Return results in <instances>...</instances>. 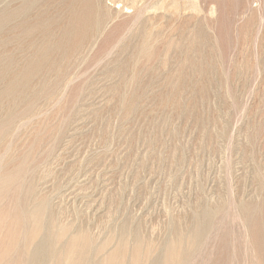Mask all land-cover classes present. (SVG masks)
I'll return each instance as SVG.
<instances>
[{
	"label": "rangeland",
	"instance_id": "374dc122",
	"mask_svg": "<svg viewBox=\"0 0 264 264\" xmlns=\"http://www.w3.org/2000/svg\"><path fill=\"white\" fill-rule=\"evenodd\" d=\"M84 1L0 0V264H264V0Z\"/></svg>",
	"mask_w": 264,
	"mask_h": 264
},
{
	"label": "bare ground",
	"instance_id": "6f19581e",
	"mask_svg": "<svg viewBox=\"0 0 264 264\" xmlns=\"http://www.w3.org/2000/svg\"><path fill=\"white\" fill-rule=\"evenodd\" d=\"M82 1H83V0H82ZM94 1H95V0H94ZM84 2H86V0H85ZM79 3H80V1H79ZM94 3H95V2H94ZM73 4H74V6H76L75 3H73ZM81 4H83V3L81 2ZM81 4H80V5H81ZM84 4H85V3H84ZM96 4H98V3H96ZM78 5H79V4H78ZM98 5H99V4H98ZM69 6L72 7V4H71V5L69 4L68 7H69ZM81 6H83V5H81ZM99 6H100V5H99ZM99 6H98V10H99ZM28 7H29V8H28ZM28 7H27V8H28V11H29V9L32 8V6H29V5H28ZM93 7H94V6H93ZM25 8H26V7H25ZM75 8H76L75 11H77V7H75ZM78 8H79V7H78ZM66 9H67V8H66ZM73 9H74V8H73ZM80 9H81V8H80ZM87 9H88V8H87ZM95 9H97V7H96ZM24 10L26 11V9H24ZM69 10H70L71 12H73L72 9L69 8ZM98 10H97V11H98ZM103 10H104V9H103ZM28 11H27V13H28ZM80 11H81V10H80ZM88 11H91V10H88ZM99 11H100V10H99ZM106 11H107V10H106ZM106 11L104 10V12H106ZM102 12H103V11H102ZM23 13H24V12H23ZM67 13H68V12H67ZM77 13H78V12H77ZM77 13H76V14H77ZM95 13H96V12H95ZM24 14H25V13H24ZM70 14H71V13H70ZM70 14H68V15H70ZM72 14H73V13H72ZM72 14H71V16L76 20V18L74 17L75 15H72ZM82 14H83V13H82ZM82 14L80 15V17L83 18V15H82ZM91 14H92V12H91ZM93 14H94V11H93ZM96 14H97V13H96ZM99 14H100V13H99ZM15 15H16V14H15ZM27 15H29V14H27ZM97 15H98V14H97ZM95 16H96V15H95ZM16 17H17V16H16ZM69 17H70V16H69ZM69 17H68V19L71 20V18H69ZM76 17H77V15H76ZM80 17H78V19H80ZM90 17H91V16H90ZM27 18H28V17H27ZM27 18H26V19H27ZM85 18H86V17H85ZM92 18H93V17H92ZM24 19H25V18H24ZM24 19H23V20H24ZM28 19H30V18H28ZM37 19L40 20L39 18H37ZM68 19H66L65 22H67ZM74 19H73V20H74ZM109 19H110V18H109ZM47 20H48V19H46V20H43V19H42L41 21L43 22V21H47ZM50 20H51V19H50ZM50 20H49V21H50ZM52 20H53V19H52ZM73 20H71L70 22L73 23V22H72ZM81 20H82V19H81ZM86 20H87V19H86ZM89 20H91V19H89ZM89 20H88V24L90 25ZM24 21H25V20H24ZM35 21H36V19H35ZM49 21H48V22H49ZM54 21H55V20H54ZM77 21H79V23L81 22L80 20H77ZM93 21H94V20H93ZM99 21H100V20H99ZM25 22H28V21L26 20ZM25 22H24L23 24H21V26H24ZM29 22H30V21H29ZM29 22H28V23H29ZM32 22H33V21H32ZM42 22H41V23H42ZM65 22H64V23H65ZM70 22H69V23H70ZM94 22H95V21H94ZM33 23H35V22H33ZM37 23H39V22L37 21L35 24H37ZM44 23H46V22H44ZM51 23H52V22H51ZM55 23H56V22H55ZM55 23H54V24H55ZM57 23H58V21H57ZM62 23H63V22H62ZM74 23H75V22H74ZM77 23H78V22H77ZM91 23H92V21H91ZM106 23H108V22H106ZM35 24H31V23H30V25H32V31H33V32L35 31V30H34L35 28L33 29V25H35ZM48 24H49V23H47V25H48ZM58 24H59V23H58ZM88 24H87V25H88ZM95 24H97L98 27H100V26H99L100 23H97V22H96ZM95 24H94V25H95ZM19 25H20V24H19ZM25 25H26V24H25ZM27 25H29V24H27ZM42 25H43V24H42ZM47 25H46V26H47ZM61 25H63V24H61ZM66 25H67V24H66ZM80 25L82 26L81 23H80ZM85 25H86V23H85ZM87 25H86V26H87ZM97 25H96V26H97ZM105 25H106V24H105ZM4 26H6V25H4ZM8 26H9V25H8ZM21 26H17V25H16L17 28L19 27V29L22 30L23 28L21 29V28H20ZM39 26H40V25H38L37 30H38ZM46 26H44V27H46ZM67 26H68V25H67ZM74 26H76V25H74ZM74 26H73V27H74ZM77 26H78V25H77ZM77 26H76V27H77ZM16 27H15V28H16ZM30 27H31V26H29V28H28V26H26V28H28V30L30 29ZM49 27H50V26H49ZM52 27H53V26H52ZM56 27H57V26H56ZM61 27H62V26H61ZM64 27H65V26H64ZM103 27H104V26H103ZM105 27H106V26H105ZM105 27H104V29H105ZM6 28H7V27H6ZM6 28H5V29H6ZM46 28H47V27H46ZM54 28H55V27H54ZM74 28H75V27H74ZM77 28H78V27H77ZM82 28H83V27H81L80 30H82ZM39 29H41V26H40ZM42 29H44V28H42ZM61 29H62V28H61ZM83 29H84V28H83ZM90 29H91V27H90L89 29H87V31H88V30L90 31ZM104 29H103V30H104ZM9 30H10V27H9ZM9 30H8V31H9ZM26 30H27V29H26ZM37 30H36V31H37ZM85 30H86V29H85ZM97 30H98V28H97ZM99 30H100V29H99ZM36 31H35V32H36ZM38 31H39V30H38ZM38 31H37V32H38ZM48 31H50V30H48ZM82 31H84V30H82ZM89 31H88V32H89ZM95 31H96V30H94L93 34L95 33ZM3 32H4V30H3ZM3 32H2V33H3ZM5 32H6V31H5ZM5 32H4V34H5ZM22 32H23V33L26 32V31H25V28H24L23 31H20V33H22ZM30 32H31V31H30ZM33 32H32V34L35 35V32H34V33H33ZM40 32H42V30H40V31L38 32V34H39ZM65 32H66V31H65ZM88 32H87V33H88ZM96 32H97V31H96ZM98 32H99V31H98ZM2 33H1V34H2ZM8 33H9V32H8ZM8 33H6V34L8 35ZM14 33H15V32H14ZM16 33L18 34V30L16 31ZM16 33H15V35H16ZM69 33H70V31H69ZM10 34H11V32H10ZM10 34H9V35H10ZM25 34H26V33H25ZM25 34H22V36H23V35L25 36ZM29 34H30V33H29ZM29 34H27V35L29 36ZM48 34H49V33H48ZM76 34H77V33H76ZM81 34H82V33H81ZM85 34H86V32H85ZM40 35H41V34H40ZM51 35H52V34H51ZM51 35L49 34V37H50ZM57 35H58V34H57ZM82 35H83V34H82ZM90 35H91V34H89V36H90ZM10 36L13 37V40L17 38V37H14V36H12V35H10ZM17 36H18V35H17ZM32 36H33V35H32ZM36 36H37V35H36ZM41 36H42V35H41ZM61 36L63 37V35H61ZM67 36H68V35H67ZM86 36H87V34H86ZM86 36H85V39H86ZM11 37H9V38H11ZM20 37H21V36H20ZM34 37H35V36H34ZM39 37H40V36H39ZM43 37L46 38L47 35H46V36H43ZM56 37H57V36H56ZM56 37H54V39H56ZM58 37H59V36H58ZM79 37H80V34H79ZM25 38H27V37H25ZM28 38H29V37H28ZM36 38H38V37H36ZM40 38H41V37H40ZM47 38H48V37H47ZM47 38H46V41H47ZM50 38H51V37H50ZM68 38H69V37H68ZM68 38H65V39L69 40ZM71 38L73 39V36H72ZM71 38H70V39H71ZM82 38H83V37H82ZM87 38H90V37L87 36ZM19 39H20V38H18V41H17V42H19ZM31 39H32V37H31ZM31 39H29L28 41H30ZM48 39H49V38H48ZM58 39H59V38H58ZM77 39H78V38H77ZM21 40H23V39H21ZM21 40H20V43H21ZM34 40H35V39H33V41H34ZM50 40H51V39H49V41H50ZM61 40H62V39H61ZM75 40H76V39H75ZM83 40H84V38L81 40V41H82V44L84 43ZM46 41H45V42H46ZM49 41H47V42H49ZM51 41H52V40H51ZM56 41H57V39H56ZM58 41H59V40H58ZM58 41H57V42H58ZM63 41H64V40H63ZM69 41H70V40H69ZM7 42H10V41H8V39H7ZM24 42H25V40H24ZM30 42H31V41H30ZM45 42H44V43H45ZM47 42H46V43H47ZM52 42H55V41H52ZM57 42H56V43H57ZM60 42H62V41H60ZM64 42H65V41H64ZM70 42H71V41H70ZM76 42H77V41H76ZM31 43H32V42H31ZM31 43H29V44H31ZM33 43H34V42H33ZM50 43H51V42H50ZM74 43H75V42H74ZM74 43H72V44H74ZM6 44H7V43H6ZM48 44H49V43H48ZM59 44H60V43H58V45H59ZM68 44H69V45L66 46L67 48L70 47V43H68ZM79 44H80V43L78 42L77 48H79V46L81 45V44H80V45H79ZM31 45H32V44H31ZM33 45H34V44H33ZM35 45H36V44H35ZM38 45H39V44H38ZM38 45H37V47H38ZM53 45H54V44H53ZM61 45H62V43H61ZM63 45H64V44H63ZM63 45H62V46H63ZM66 45H67V42H66ZM75 45H76V43H75ZM48 46H50V45H48ZM62 46H60V47L62 48ZM73 46H74V45H73ZM35 47H36V46H34V47H32V48H35ZM50 47H52V45H51ZM66 47H65V48H66ZM75 47H76V46H75ZM39 48L44 49V48L41 47V46H40ZM57 48H59V46H58ZM57 48H54V49H56V51H57ZM41 49H39V50H41ZM71 49H72V48H71ZM74 49H76V48H74ZM59 50H60V49H59ZM61 50H62V49H61ZM61 50H60V51H61ZM68 50L70 51V49H68ZM68 50H67V51H68ZM36 51H38V50H36ZM43 51H44V50H43ZM46 51H47V50H46ZM50 51H51V50H50ZM52 51H53V50H52ZM73 51H75V50H73ZM39 52H41V51H39ZM48 52H49V51H48ZM61 52H62V51H61ZM63 52H64V51H63ZM65 52H66V49H65ZM34 53H36V52H34ZM41 53H43L42 55H44V52H41ZM41 53H39V54H41ZM46 53H47V52H46ZM67 53H68V52H67ZM67 53H66V54H67ZM69 53H70V52H69ZM71 53H72V52H71ZM36 54H37V53H36ZM48 54H49V53H48ZM48 54H47V56H48ZM53 54H54V51H53ZM53 54H52V55H53ZM61 54H62V53H61ZM64 55H65V53H64ZM72 55H73V54H71L70 56H72ZM31 56H32V55H31ZM35 56H36V55H35ZM49 56H50V54H49ZM62 56H63V55H62ZM67 56H69V55L67 54ZM67 56H66V57H67ZM33 57H34V54H33ZM64 57H65V56H64ZM66 57H65V59H66ZM39 58H40V57H39ZM41 58H42V56H41ZM47 58H48V57H47ZM67 58H68V57H67ZM29 59L31 60L32 57H30ZM29 59H28V61H29ZM33 59H34V58H33ZM50 59H51V58H50ZM9 60H10V59H8V61H9ZM44 60H45V63L48 62V61L46 60V56H45V59H44ZM51 60H52V59H51ZM38 61H39V59H38ZM52 61H53V60H52ZM52 61H51V62H52ZM29 62H32V61H29ZM51 62H50L49 64H51ZM26 63H27V62H26ZM35 63H37V61H36ZM52 63H53V62H52ZM62 63H63V62H62ZM3 64H5V63H3ZM3 64H2V65H3ZM7 64H8V63H7ZM27 64H28V63H27ZM37 64H42L41 60H40V63H37ZM37 64H36L35 66H37ZM44 65H45V67H46L47 64H44ZM52 65H53V64H52ZM52 65H51V66H52ZM7 66H9V65H7ZM40 66H41V65H40ZM40 66L38 65L37 67H40ZM42 66H43V64H42ZM2 67H3V66H2ZM24 67H25V65H24ZM24 67H22V68H24ZM47 67H49V66L47 65ZM47 67H46L47 70H50L51 68H53V67H51V68H47ZM40 68H41V67H40ZM42 68H43V67H42ZM0 69L2 70V68H0ZM5 69H6V67H5ZM5 69H4V71H5ZM20 69H21V67H20ZM28 69H29V67H28ZM28 69H27V70H28ZM35 70H36V68H35ZM37 70H38V72H39L40 69H37ZM42 70H44V69H42ZM19 72H20V70H19ZM19 72H18V73H19ZM31 72H32V69H31ZM41 72H42V71H41ZM41 72H40V73H41ZM16 73H17V72H16ZM27 73H28V72H27ZM0 74H3V76H4V72H3V73H0ZM7 74H8V73H7ZM28 74H29V73H28ZM35 74H38V73H35ZM15 75H16V74H15ZM29 76H31V75H29ZM20 77H21V76L18 77V80H20ZM23 77H24V80H25V75H23ZM27 77H28V76H27ZM34 77H35V76H33V78H34ZM1 78H2V77H1ZM11 78H12V77H11ZM9 79H10V78H9ZM22 79H23V78H22ZM10 81H11V80H10ZM20 82H22V80H21ZM23 82H24V81H23ZM8 83H9V82H8ZM27 83H28V82H27ZM30 83H31V82H30ZM30 83H29V85H30ZM6 84H7V83H6ZM13 84H14V83H13ZM22 84H23V83H22ZM20 85H21V84H20ZM11 86H12V85H11ZM24 86H25V85H24ZM19 87H20V86H19ZM27 87H28V86H27ZM27 87H26V88H27ZM21 88H22V87H21ZM15 89H16V88H15ZM13 90H14V89H13ZM16 90H17V89H16ZM18 90H19V89H18ZM10 91H11V90H10ZM23 91H24V90H23ZM8 92H9V91H8ZM18 92H20V91H18ZM11 93H12V92H11ZM15 93H16V92H15ZM20 93H21V92H20ZM0 94H1V92H0ZM3 94H4V93H3ZM23 94H24V93H23ZM4 96H5V95H4ZM4 96H3V97H4ZM16 97H17V95H16ZM8 98H9V97H8ZM14 98H15V95H14ZM10 99H11V97H10ZM2 100H3V99H2ZM35 100H36V99H35ZM10 101H11V100H10ZM0 102H1V101H0ZM0 104H1V103H0ZM29 104H30V103H29ZM3 107H5V106H3ZM11 107H12V106H11ZM29 107H30V106H29ZM1 108H2V104H1ZM5 108H7V109L9 110L10 107L7 106V107H5ZM2 109H3V108H2ZM7 109H5L6 112H8ZM11 109H12V108H11ZM11 109H10V111H11ZM11 112H12V111H11ZM30 112H31V111H30ZM4 113H5V112H4ZM8 113H9V112H8ZM11 114H12V113H11ZM2 126H3V125H2ZM6 133H7V132H6ZM6 133H5V134H6ZM5 134H4V135H5ZM6 135H7V134H6ZM3 137H4V136H3ZM5 176H6V175H5ZM11 177H12V176H11ZM8 178H9V177H8ZM5 180H6V179H5ZM241 202H242V201H241ZM242 203H243V202H242ZM242 203H240V204H242ZM242 205H243V207H244V204H242ZM242 205H241V207H242ZM238 207H239V206H238ZM253 207H254V206H253ZM260 207H261V206H260ZM252 210H253V208L251 209V212L254 211V210H253V211H252ZM238 211H239V210H238ZM22 212H23V211H22ZM247 212H248V210H247ZM247 212H246V213H247ZM238 213H239V212H238ZM249 213H250V212H249ZM259 213H260V212H259ZM21 214H22V213H21ZM33 215H34V219H35V221L38 222V219H39V216H40V211H39V210L35 211V212L33 213ZM209 215H210V214H209ZM245 215H246V214H245ZM249 215H251V213H250ZM23 216H24V215H22V217H23ZM204 216H205V215H204ZM207 216H208V215H207ZM247 216H248V215H247ZM251 216H252V215H251ZM260 216H261V215H260ZM209 217H210V216H209ZM23 218H24V217H23ZM202 218H203V217H202ZM245 218H246V217H244L243 219H245ZM21 219H22V218H21ZM199 219H200V217H199ZM204 219L206 220L207 218L204 217ZM204 219H203V220H204ZM208 219H209V218H208ZM261 219H262V218H261ZM197 220H198V218H197ZM205 220H204V221H205ZM250 220H251V219H249V221H250ZM49 221H50V220H49ZM204 221H203V222H204ZM206 221H207V223H208V220H206ZM245 221H246V220H245ZM252 221H253V220H252ZM23 222H24V224H25V221H23ZM197 222H198V221H197ZM29 223H30V222H29ZM44 223H45V221H44ZM200 223H202V222H200ZM245 223H246V222H245ZM247 223L249 224L250 222H247ZM46 224H47V223H46ZM49 225H50V224H49ZM249 225H250V224H249ZM263 225H264V224H262V226H263ZM24 226H25V225H24ZM24 226L22 225V227H24ZM28 226H29V225H28ZM30 226H31V225H30ZM43 226H44V225H43ZM43 226H42V227H43ZM201 226H202V225H201ZM49 227H50V226H49ZM203 227H204V223H203ZM24 228H25V227H24ZM27 228H28V227H27ZM45 228H46V227H45ZM45 228H44L43 230H46ZM56 228H57V226L55 227V231H57ZM59 228H61V227H59ZM59 228H58V229H59ZM199 228H202V227H200V225H199ZM199 228H196V230L199 229ZM203 229H204V228H202V230H203ZM62 230H63V229H62ZM24 231H25V229H24ZM55 231H54V232H55ZM68 231H69V230H68ZM70 231H71V230H70ZM200 231H201V229H200ZM200 231H199V232H200ZM204 231H205V230H204ZM21 232H22V230H21ZM25 232H26V231H25ZM195 232L197 233L198 231H195ZM202 232H203V231H202ZM22 233H23V232H22ZM22 233H20V234H22ZM42 233H43V231H42ZM42 233H41L40 235H42ZM45 233H46V232H45ZM55 233L57 234V232H55ZM64 233H65V232H64ZM23 234H24V233H23ZM198 234H199V233H198ZM204 234H205V233H204ZM250 234H251V233H250ZM57 235H58V234H57ZM61 235H62V234H61ZM61 235H60V236H61ZM82 235H83V234H82ZM82 235H81V237H82ZM21 236H23V235H21ZM54 236H55V235H54ZM72 236H73V235H72ZM86 236H87V235H86ZM180 236H181V235H180ZM195 236H196V234H195ZM197 236H198V235H197ZM197 236H196V237H197ZM17 237H18V236H17ZM43 237H44V236H43ZM66 237H67V235H66ZM66 237H65V238H66ZM68 237H69V236H68ZM182 237H183V236H182ZM185 237H186V236H185ZM253 237H254V236H253ZM263 237H264V236H263ZM24 238H25V237H24ZM54 238H55V237H54ZM203 238H204V235L202 236V238H200V240L203 239ZM31 239H33V238H31ZM37 239H38V238H37ZM39 239H40V237H39ZM45 239H46V238H45ZM57 239H58V238H57ZM61 239H62V238H60V240H57L58 243H60L59 241H61ZM68 239H69V238H68ZM80 239H81V238H80ZM175 239L177 240L178 237L175 238ZM181 239H182V238H181ZM195 239H196V238H195ZM256 239H257V238H256ZM23 240H24V239H23ZM41 240H42V239H41ZM43 240H44V239H43ZM62 240H63V239H62ZM64 240H65V239H64ZM64 240H63V241H64ZM257 240H258V239H257ZM19 241H20V238H19ZM36 241H37V240H36ZM39 241H40V240H39ZM39 241H38V242H39ZM45 241H46V240H45ZM54 241H55V240H54ZM65 241H67V240H65ZM80 241H81V240H80ZM80 241H79V242H80ZM173 241H174V240H173ZM201 241H202V240H201ZM248 241H249V240H248ZM20 242H21V241H20ZM75 242H76V240H75ZM90 242H91V241H90ZM177 242H178V241H177ZM183 242H185V239H184V238H183V240H182V243H183ZM197 242H198V241H197ZM13 243H14V242H13ZM23 243H24V241H23ZM33 243H34V242H33ZM46 243H47V242H46ZM55 243H57V242H55ZM67 243H68V242H67ZM175 243H176V242H175ZM185 243H186V242H185ZM185 243L182 244V246H184ZM259 243H260V242H259ZM35 244H38V243L36 242ZM68 244H69V243H68ZM167 244H168V243H167ZM195 244H196V240H195ZM38 245H39V244H38ZM44 245H45V244H44L42 241H40V245L37 246V248H35V251L32 253L31 257H32V262H33L34 264H43V259H42V258H44V257H42V255L45 256V255L43 254V251H44ZM53 245H54V243H53ZM55 245H56V244H55ZM55 245H54V246H55ZM176 245H177V244H176ZM197 245H198V244H197ZM63 246H65V245H63ZM74 246H75V245H74ZM78 246H79V244H78ZM182 246H181V247H182ZM260 246H261V245H259V247H260ZM27 247H28V246H27ZM35 247H36V245H35ZM181 247H180V248H181ZM250 247H251V245H250ZM16 248H17V247H16ZM23 248H24V247H23ZM46 248H47V247H46ZM59 248H60V247H59ZM74 248H75V247H74ZM183 248H184V247H183ZM251 248H252V247H251ZM55 249H56V248H55ZM63 249H64V248H63ZM184 249H185V248H184ZM192 249H194V248L191 247V250H192ZM252 249H253V248H252ZM32 250H33V249H32ZM58 250H59V249H58ZM104 250H105V249H104ZM108 250H109V249H108ZM115 250H116V249H115ZM163 250H164V249H163ZM175 250H176V249H175ZM55 251H56V250H55ZM55 251H54V252H55ZM171 251H172V250H171ZM180 251H181V250H180ZM188 251H189V250H188ZM23 252H24V251H23ZM45 252H46V251H45ZM56 252H57V251H56ZM61 252H62V251H61ZM71 252H72V251H71ZM168 252H169V251H168ZM173 252H174V251H173ZM173 252H172V253H173ZM175 252H176V251H175ZM182 252H183V251H182ZM185 252H186V250H185ZM57 253H58V252H57ZM68 253H69V251H68ZM133 253H134V251H133ZM136 253H137V252H136ZM136 253H135V254H136ZM162 253H163V252H162ZM162 253H161V256H163ZM172 253H171V256H172ZM187 253H188V252H187ZM2 254H3V253H2ZM61 254H63V253H61ZM89 254H90V253H89ZM115 254H116V253H115ZM175 254H176V253H174V255H175ZM180 254H181V253H180ZM47 255H48V254H47ZM52 255H53V254H52ZM74 255H75V254H74ZM106 255H107V254H106ZM136 255H137V254H136ZM159 255H160V254H159ZM167 255H168V254H166V257H167ZM184 255H185V253L182 255V258L184 257ZM190 255H191V254H190ZM190 255H189V256H190ZM1 256H3V255H1ZM1 256H0V257H1ZM4 256H5V254H4ZM25 256H26V255H25ZM50 256H51V255H50ZM56 256H57V255H56ZM169 256H170V254H169ZM187 256H188V255H187ZM189 256L187 257L188 259H189ZM28 257H29V256H28ZM45 257H46V256H45ZM54 257H55V255H54ZM88 257H89V256H88ZM175 257H176V256H175ZM175 257H174V258H175ZM26 258H27V256H26ZM52 258H53V256H52ZM61 258H62V256H61ZM63 258H64V257H63ZM133 258H134V257H133ZM161 258H162V257H161ZM161 258H158V259L160 260ZM182 258L180 257L181 260H182ZM49 259H51V258H49ZM53 259H54V258H53ZM72 259H73V257H72ZM112 259H113V258H112ZM167 259H168V258H167ZM178 259H179V258H178ZM184 259H186V258L184 257ZM188 259H187V260H188ZM255 259H256V257H255ZM55 260H56V259H54V261H55ZM63 260H64V259H63ZM63 260H62V261H63ZM70 260H71V259H70ZM87 260H88V258H87ZM103 260H104V259H103ZM103 260H102V261H103ZM175 260L177 261L176 258H175ZM181 260H180V262L182 263ZM28 261H29V260H28ZM45 261H46V260H45ZM66 261H67V260H66ZM92 261H93V260H92ZM99 261H100V259H99ZM99 261H98V262H99ZM170 261H171V259H170ZM178 261H179V260H178ZM178 261H177V262H178ZM184 261H185V260H184ZM217 261H219V259H218ZM259 261H260V260H259ZM86 262H89V261H86ZM133 262H134V261H133ZM140 262H141V261H140ZM140 262H139V263H140ZM157 262H158V261H157ZM52 263H53V262H52ZM54 263H55V262H54ZM64 263H66V262H64ZM69 263H70V262H69ZM91 263H93V262H91ZM104 263H105V262H104ZM116 263H117V262H116ZM139 263H138V264H139ZM152 263L154 264L155 262L152 261ZM165 263H166V262H165ZM171 263H172V261H171ZM178 263H179V262H178ZM178 263H177V264H178ZM184 263H188V261H187V262H184ZM214 263H215V262H214ZM225 263H226V261H225ZM85 264H86V263H85ZM98 264H100V263H98ZM157 264H158V263H157ZM159 264H160V263H159ZM174 264H176V262H175ZM179 264H180V263H179ZM182 264H183V263H182Z\"/></svg>",
	"mask_w": 264,
	"mask_h": 264
}]
</instances>
